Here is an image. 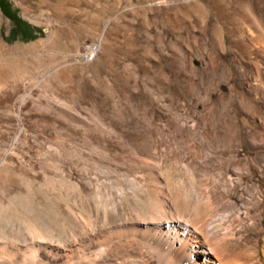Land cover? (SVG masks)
I'll use <instances>...</instances> for the list:
<instances>
[{
    "label": "rangeland",
    "instance_id": "1",
    "mask_svg": "<svg viewBox=\"0 0 264 264\" xmlns=\"http://www.w3.org/2000/svg\"><path fill=\"white\" fill-rule=\"evenodd\" d=\"M224 2L245 3L264 26V0H0V130L9 144L7 156L0 150L9 179L0 191V264H120L126 238L111 232L143 221L154 190L168 203L175 192L199 222L233 201L220 178L232 153L246 156L252 180L260 178L263 150L248 143L242 122L254 127L262 114L230 100L245 57ZM15 15L33 36L18 31ZM18 94L25 130L15 140ZM213 127L233 146L218 149L204 132ZM106 230L111 253L100 238ZM239 244L245 248H232L228 264L255 259L251 244ZM33 248L30 263L5 254ZM64 249L63 259L47 253Z\"/></svg>",
    "mask_w": 264,
    "mask_h": 264
},
{
    "label": "bare ground",
    "instance_id": "2",
    "mask_svg": "<svg viewBox=\"0 0 264 264\" xmlns=\"http://www.w3.org/2000/svg\"><path fill=\"white\" fill-rule=\"evenodd\" d=\"M224 5L232 17V26L229 32H231V36L234 37L237 46L244 53L243 57H245V62L237 66L240 78L233 83L231 82L239 90L229 92L230 100L236 104L237 109L253 115H256L255 109H259L262 114L259 124H254V127L249 124L247 119L242 122L245 127H250L248 128L251 131L248 132L250 135L247 137L248 143L258 145L263 150V154L260 155L263 162L260 178L252 180L248 171L249 163L246 161V156L244 160L240 159V156L238 157L239 154L232 153L227 164L222 161L221 165L224 171L220 178L229 183L228 186L223 187L228 193L226 195H229L233 201L228 207L221 206V204L216 205L217 208H223V211L211 218L204 217L199 222L190 219L188 209L179 202L175 192L171 193L169 204L159 191L154 190V205H151L148 216L146 215L143 221H132L129 226L127 225L128 227L119 228L115 232L106 230L100 236L101 242L109 245L107 250L110 253L113 252L110 232L126 238L119 246L120 264H150L149 260L153 257L156 264H228L227 258L232 248L235 247L240 253L245 248L239 244L240 240L248 243L245 244L246 247L251 244L252 254H256L255 259L248 263L264 264V26L258 21V17L256 18L250 12L245 3L236 2L229 6L224 2ZM217 17L219 24L215 38L222 44L227 30L220 24L222 16L220 17L218 14ZM33 21L41 23L37 19H33ZM5 48L6 45L0 43V49L4 50ZM93 56L94 53L87 60ZM247 70L252 71L251 78L247 76ZM23 101V95L18 94L15 98V110L19 129L13 138L15 140L20 136L25 125L21 113ZM221 101L223 102L222 98ZM5 106L6 102L1 108L5 109ZM258 126H262V129H259L261 127L257 128ZM204 132L216 143L218 149L227 148L234 144L228 134L220 136L215 127L211 131L205 129ZM230 132L231 136L235 135L233 127L230 128ZM6 139L0 130V150L4 156H7L9 147ZM143 163L149 166H157L149 159H144ZM8 180L7 173L0 168V191H7ZM139 192L144 199L150 200L147 191L140 189ZM198 196L201 197L202 192H199ZM99 239L97 238V240ZM91 241L93 239H84L83 244L87 246ZM77 247L73 246L70 249L73 255L77 252L76 250H79ZM64 250L65 252L62 253H54V251L48 250L47 253L54 258L63 259L68 255L66 249ZM149 251L153 252L152 256L149 255ZM36 253V249L33 248L21 257H14L13 250H7L5 254L10 258H15L14 260L18 263H24L35 261ZM248 256L250 255L248 254Z\"/></svg>",
    "mask_w": 264,
    "mask_h": 264
},
{
    "label": "trees",
    "instance_id": "3",
    "mask_svg": "<svg viewBox=\"0 0 264 264\" xmlns=\"http://www.w3.org/2000/svg\"><path fill=\"white\" fill-rule=\"evenodd\" d=\"M16 10V9H15ZM16 18V25H17V29L18 31H20V33L25 36V37H31L33 36V29L30 26L29 23H27L23 18H21L19 15H15ZM23 29L28 30L29 34L26 35L25 33H23Z\"/></svg>",
    "mask_w": 264,
    "mask_h": 264
},
{
    "label": "built area",
    "instance_id": "4",
    "mask_svg": "<svg viewBox=\"0 0 264 264\" xmlns=\"http://www.w3.org/2000/svg\"><path fill=\"white\" fill-rule=\"evenodd\" d=\"M85 56H86V59L87 58H90V57H92V55H93V52H91V51H89L88 49L86 50V51H84V53H83Z\"/></svg>",
    "mask_w": 264,
    "mask_h": 264
}]
</instances>
